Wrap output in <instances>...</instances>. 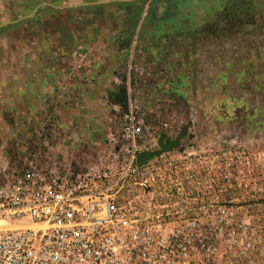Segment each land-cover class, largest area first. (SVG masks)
Listing matches in <instances>:
<instances>
[{
  "label": "built area",
  "instance_id": "obj_1",
  "mask_svg": "<svg viewBox=\"0 0 264 264\" xmlns=\"http://www.w3.org/2000/svg\"><path fill=\"white\" fill-rule=\"evenodd\" d=\"M148 114L130 94L99 162L47 165L39 154L1 173L0 218L28 224L0 231V264H264L263 235L252 222L261 207L251 206L264 198V149L236 140L221 150L182 146L179 161L168 151L161 164L138 165L160 134L170 138L168 125L149 126ZM184 178L193 188L187 195ZM160 179L187 205L141 216L121 201L130 184L146 191Z\"/></svg>",
  "mask_w": 264,
  "mask_h": 264
},
{
  "label": "rangeland",
  "instance_id": "obj_2",
  "mask_svg": "<svg viewBox=\"0 0 264 264\" xmlns=\"http://www.w3.org/2000/svg\"><path fill=\"white\" fill-rule=\"evenodd\" d=\"M59 1L61 2L62 0ZM148 1L154 2L155 0H147L146 6ZM233 1L238 9L233 23H220L214 21V19L213 22H208L210 17L204 16L201 23L202 27H199V22L193 27L192 31L190 30V32H196V37L189 39H191L194 46L201 44L204 47L207 46V48L210 46L218 47V54L216 55L218 63L220 65L223 64V66L227 64V66L229 65V67L233 68L234 74L240 83L239 87H234V90L229 91L227 94L225 88L221 85L219 87L220 94L217 97L215 96L212 100L204 98L198 104L202 109L201 116L194 123L189 120V126L205 128L204 131H207L205 139L207 141L214 135L219 134L222 138L221 143L217 146H210L215 150L228 147L229 142L232 140L247 146L250 150H262L264 149V0ZM198 7H201V5ZM239 7L240 9L244 8V12L240 11ZM84 8L89 10L93 6ZM143 8L144 6L141 9ZM97 12L95 16L98 15ZM67 13L65 6L53 5L50 0H0V36L3 35L1 34L2 32H7L5 34L7 36H9V33L11 35L9 38L11 43L10 53L3 55L4 53L0 49V77L4 75L13 78L23 77L25 71L22 69L21 55L15 48L18 47L17 43L20 40H24V37H27V41L34 42L35 35H37L38 38H42L40 42L43 43L44 49L40 57V60H42L41 75L51 81V83H54L51 85V89H48L53 90L51 93L54 99H50L51 96H48L47 104L51 103L49 100H54L57 108L64 109V106L74 102L76 110L80 112L84 102L78 95L81 88L79 85L91 86L102 73L99 72L102 70L98 69L101 64L98 60L96 61L99 51H95L99 38L96 39L97 35L90 33L89 40L82 38V40L77 41L76 39L72 48L68 43L70 39L68 38V31L71 33L68 26L72 25L71 22L74 16ZM88 17L86 18L88 19ZM191 22H195V19ZM78 25L80 24L78 23ZM79 29L81 30V27L75 31L77 32ZM202 33L205 37H200ZM77 34L79 35L78 32ZM109 40L111 39L109 38ZM114 40L113 43L109 41V45L117 47L119 44L120 48H126L124 49L125 51L123 50L122 57L124 63L122 62L123 66L120 69L109 70L107 75L110 76L112 83H114L113 80L115 78L118 79V82L114 84L123 90L124 96L123 99L118 98L115 100L118 95L115 94L114 98L110 99V104L117 106V108L116 106L112 108L110 113L107 112V117H110V120L108 121L99 116H91L90 118L81 116L74 119L73 123L66 124L71 127L69 128L70 130H66V128H63L65 124H62L59 116L51 112L53 108L46 107L45 109L47 110H43V114L39 116L37 113L36 120L30 119L24 122L18 118L17 113L11 111L5 114L7 117L0 119V124L3 122L8 129L5 136L0 137V145L3 146L2 143L5 145L3 150H0V164L3 156L6 155L12 157L13 160L8 166L0 165V175L1 173L10 175L12 171L22 169L24 160L19 158V156L23 157L26 153H30V155L36 154V156L39 153L43 155L41 153V151L43 152V145L51 148L60 144L63 148H68V151L58 153V157H61L59 159L64 164L70 165L73 162H78V165L74 167H82L87 163L100 161L103 151H105L104 146L107 137L111 134L116 135L119 131L120 115L127 108L129 95L133 96L136 93L135 89L131 87L134 83L133 76H135L131 66L133 64L131 58L132 56L135 57L136 54V51L132 52L131 45L137 42L135 44L136 50L139 49L141 52L143 45L136 38V35L133 38L130 36L126 38L125 36ZM104 43V41L103 43L99 42V45L102 47ZM120 48L118 49L119 51L121 50ZM110 56L112 55L110 54ZM110 56L108 55V59L112 62ZM31 57L29 59H32ZM202 57L209 60L211 55L203 54ZM117 58L118 56L113 57V59ZM3 61H5L4 65L2 64ZM33 62L34 60L32 59L31 63ZM31 63L29 64L31 65ZM2 65L4 69H2ZM37 67L40 68V65ZM27 68L29 70L30 66ZM3 71H5L4 74ZM26 72L27 76L34 77L35 69L32 68ZM219 81L220 83L223 82L222 75L219 77ZM73 90H75L74 94ZM141 105L143 106L144 104ZM161 121L159 117L158 122L155 119L154 123L150 121L148 124L153 129L160 130L162 127ZM44 124L50 125L51 131L45 132V129L41 134H34L36 131H34V127L35 129L41 128ZM24 125L27 127L25 128ZM54 125L59 127L58 130H54ZM52 129L57 131L56 136L59 139L55 138ZM25 130L29 133L27 134ZM62 130L66 131L63 132ZM176 131L171 136L174 141L179 137V131ZM208 135L210 137H207ZM193 138L180 137L178 146L170 151L169 155L171 158L179 161L181 159L179 154L182 146L189 147L198 143ZM2 140L3 142H1ZM202 147L201 149L203 150L207 148ZM155 148L158 149L159 147ZM156 160L157 163L161 164V160H164V157L156 158ZM191 173L192 171L189 169L182 176L187 177ZM182 183L186 195L193 191L188 179L184 178ZM186 195H179L175 187H168L160 179L149 184L146 191L139 189L137 185L130 184L122 192L120 199L123 203L129 202L130 206L136 208L138 215L147 216L165 212V209L162 208L163 205L168 206L167 209L187 205L183 202ZM222 198L225 199L224 197ZM257 205L261 207V211L256 212L254 210L252 212V222L263 235L264 240V198L259 203L251 204L254 207L253 209ZM24 221L15 220V223L4 225V221L0 218V231L6 228H14V226H26L28 223Z\"/></svg>",
  "mask_w": 264,
  "mask_h": 264
},
{
  "label": "crops",
  "instance_id": "obj_3",
  "mask_svg": "<svg viewBox=\"0 0 264 264\" xmlns=\"http://www.w3.org/2000/svg\"><path fill=\"white\" fill-rule=\"evenodd\" d=\"M50 1L53 5L65 6L67 14L74 16L71 22L72 25L68 26L71 32L68 31V34L71 35H68V38H70L68 43L72 48L76 39L77 41L82 40V38L89 40L90 33L97 35L96 39H99L95 51L99 52L96 61L98 60L101 64L98 69H101L102 71L99 72L102 73L91 86L79 85L81 88L78 95L84 102L80 112L76 110L74 102L64 106V109L57 108L54 100H49L51 103L48 105L46 102L48 96H51L50 99H54L51 93L53 90H48L54 83L41 75L42 60H40V57L44 50L43 43L40 42L42 38L40 39L35 35V40L32 42L27 41V37H24V40H20L17 43L18 47L15 48L21 55L22 69L25 71L22 72L23 77L13 78L6 75L0 77V119H4L7 117L5 114L14 111L18 114V118L24 122L35 119L37 113L40 116L44 113L43 110H47L46 107H50L53 108L51 112L59 116L62 124H65L63 128H66V130H70L71 127L67 126L70 122L73 123L74 119L81 116L84 118L99 116L109 121L110 117H107V112L110 113V110L116 106L110 104V99H113L115 94H118L115 100L118 98L123 99L124 95L123 90L112 83L110 76L107 74L109 70H117L123 66L124 59L122 57L124 49H126L120 48L119 44L117 47L109 45V41L113 43L115 38L121 39L125 36L126 38L129 36L133 38L136 35V38L143 45L142 52L139 49L136 50L135 44L137 42L131 45L132 52L136 51L135 57L132 56L131 58V61L133 60L131 66L135 72V76H133L134 83L131 87L136 91L137 103L139 105L144 104L141 105L143 110L149 111L148 122L154 123L155 119L158 122L160 117L162 125L166 124L170 128L169 131L167 130L170 138L177 130L176 132L179 131V137L184 136L186 139L194 137L193 139L198 142L197 145H201H198L200 148H203L202 146H217L221 143L222 138L219 134L214 135L207 141L205 139L207 134V131H204L205 128L189 126V123H194L201 116L202 109L198 104L204 98L212 100L215 96L217 97L220 94L219 87L221 85L228 94L229 91L234 90V87H239L240 83L232 67L218 63V57L216 56L218 47L210 46L207 48V46L204 47L201 44L194 46L189 38L196 37V32H190V30L192 31L193 27L199 22V27H202L201 23L204 16L210 17L208 22H213L214 19V21L220 23H233L238 10L233 0H155L154 2L148 1L147 6V0ZM199 5L201 7H198ZM86 6H93V8L87 10V8H84ZM142 6H144L143 9H141ZM239 10L244 12V8L240 9L239 7ZM96 12L98 18L95 16ZM194 19L195 22H191ZM80 27L81 30H77L78 35L75 30ZM1 34L3 35L0 36V49L5 55L10 53L11 43L9 38L11 35L10 33L9 36L5 35L7 32ZM200 37H205V35L202 33ZM103 41L105 43L101 47L99 42L103 43ZM203 54H209L211 58L206 60L208 58L204 59ZM108 55L112 62L108 59ZM116 56L118 58L113 59ZM30 57L34 60L33 63H31L32 59H29ZM4 62H2L3 65ZM3 65L2 69H4ZM39 65L40 68L37 67ZM28 66H30V69H35L34 77L27 76L26 71L30 70H28ZM37 71L39 74L36 73ZM4 73L5 71H3ZM221 75L223 76L222 83L219 81ZM74 92L75 90H73V94ZM54 105L56 106L54 107ZM113 115L115 116V114ZM49 126L44 124L41 128L35 129L34 127V131L36 130L34 134H41L45 129V132H50ZM53 128L58 130L59 127L55 126ZM7 130V126L2 122L0 124V137L5 136ZM66 130L62 131L65 132ZM25 132L27 131L25 130ZM53 133L55 138L59 139L56 136L57 131ZM2 145H0V150H3L5 146L4 143ZM45 146L43 145L44 153L41 151L43 155L40 158L47 165H54L56 162L61 163L59 159L61 157H58V153L68 151V148H63L60 144L51 148ZM35 155L26 153L23 157L19 156V158L26 160ZM12 160L9 155L3 156L1 164L4 167L8 166ZM77 163L73 162L70 166L74 167L78 165Z\"/></svg>",
  "mask_w": 264,
  "mask_h": 264
},
{
  "label": "water",
  "instance_id": "obj_4",
  "mask_svg": "<svg viewBox=\"0 0 264 264\" xmlns=\"http://www.w3.org/2000/svg\"><path fill=\"white\" fill-rule=\"evenodd\" d=\"M180 137H177L176 140L172 141L169 137H167L164 133L160 134L158 139V147L159 149L154 151H144L141 152L137 157L138 165H143L147 161L159 157L162 153L171 151L172 148L178 146Z\"/></svg>",
  "mask_w": 264,
  "mask_h": 264
},
{
  "label": "flooded vegetation",
  "instance_id": "obj_5",
  "mask_svg": "<svg viewBox=\"0 0 264 264\" xmlns=\"http://www.w3.org/2000/svg\"><path fill=\"white\" fill-rule=\"evenodd\" d=\"M195 145H197V144H195ZM198 146V145H197ZM199 147V146H198ZM40 154V153H39ZM39 154H37V155H39ZM41 155V154H40Z\"/></svg>",
  "mask_w": 264,
  "mask_h": 264
}]
</instances>
